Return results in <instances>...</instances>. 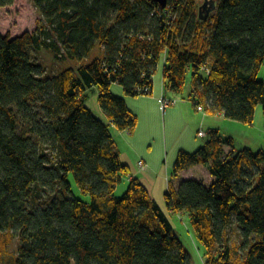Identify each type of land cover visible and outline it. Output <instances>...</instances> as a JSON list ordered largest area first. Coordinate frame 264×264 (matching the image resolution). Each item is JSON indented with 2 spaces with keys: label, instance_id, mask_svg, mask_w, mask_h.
I'll return each mask as SVG.
<instances>
[{
  "label": "trees",
  "instance_id": "trees-1",
  "mask_svg": "<svg viewBox=\"0 0 264 264\" xmlns=\"http://www.w3.org/2000/svg\"><path fill=\"white\" fill-rule=\"evenodd\" d=\"M214 1L200 16L198 0H33L36 30L0 33V264H192L139 179L116 195L131 168L111 129L133 134L139 118L112 85L152 96L163 64V96L189 82L195 108L253 124L264 113V0ZM42 50L75 66L48 72L33 55ZM92 88L108 123L86 105ZM205 137L179 152L173 176L204 166L211 183L170 181L167 210L189 215L205 264H264V152L235 151L219 129Z\"/></svg>",
  "mask_w": 264,
  "mask_h": 264
},
{
  "label": "rangeland",
  "instance_id": "rangeland-1",
  "mask_svg": "<svg viewBox=\"0 0 264 264\" xmlns=\"http://www.w3.org/2000/svg\"><path fill=\"white\" fill-rule=\"evenodd\" d=\"M222 1L220 0L219 4ZM198 2L203 6L205 0H198ZM42 21L43 17L34 5L33 0H15L13 5L0 10V33L3 35L9 34L12 38H15L25 32H34L38 23ZM102 54L103 48L98 46L95 56L100 57ZM33 55L44 64L48 72L52 73L61 71L67 64L74 65L71 63L64 64L55 60L52 54L46 50L34 52ZM258 79L264 80V64L258 73ZM153 80L154 92L152 96L128 97L120 84L115 83L112 85L113 94L124 98L128 107L138 116L139 125L133 136H130L128 132L119 134L114 128L111 131L121 151V160L123 163L129 162L131 170L139 168L138 163L141 160L149 164L152 171L151 176L155 181L153 184L147 185L152 198L158 202L167 214L176 234L180 237L187 250L200 263V253L204 248L197 240L190 225L189 215L170 214L167 210L165 203V193L169 186L167 178L171 181L176 179L173 176V166L181 150L193 153L203 146L206 137L199 135L201 129L204 132L208 131V129H219L224 140L232 139L235 151L251 149L255 153L264 152L263 108L262 106L257 107L254 122L251 125L227 120L225 117L209 115L206 111L199 112L193 103L188 101L190 91V83L188 82L184 95L171 94L168 96L170 99H179V102L164 113L159 102L160 96L163 94V64H160ZM86 95L87 107L98 119L107 122V118L99 104L98 89H89ZM185 110L189 111V114ZM130 143H133L137 150L129 147ZM147 169L149 168L147 167ZM191 173L196 179L204 181L207 185L211 183V178L206 168H199L195 172H187L183 174V178H186ZM175 181L178 180L176 179ZM71 182L76 196L89 200V196L82 195L78 190L73 178H71ZM128 185V180L124 177L122 183L116 189V195L122 196ZM17 244L18 242L15 240L8 247L5 252L6 258L17 252Z\"/></svg>",
  "mask_w": 264,
  "mask_h": 264
},
{
  "label": "crops",
  "instance_id": "crops-1",
  "mask_svg": "<svg viewBox=\"0 0 264 264\" xmlns=\"http://www.w3.org/2000/svg\"><path fill=\"white\" fill-rule=\"evenodd\" d=\"M164 94V93H163ZM163 94L160 96V97H162L163 96ZM171 94H168V96H170ZM172 95H174V94H172ZM159 99V98H158ZM159 102H160V99H159ZM185 112L186 113H188L189 114V111H186L185 110ZM216 117H224V115L222 114V113H217L216 115H215ZM108 123V122H107ZM193 124H194V121H193ZM114 130L117 132V133H119V134H125V132H120V131H118L117 129H115L114 128ZM202 130V129H201ZM209 130V129H208ZM137 131V130H136ZM136 131L133 133V134H130V136H133L135 133H136ZM111 133H112V131H111ZM112 135H113V133H112ZM131 138V137H130ZM115 139V138H114ZM131 140V139H130ZM116 141V140H115ZM117 143V142H116ZM117 146H118V144H117ZM129 147H131V148H134L135 150H137V148L136 147H134L133 146V143H130L129 144ZM118 151H119V154H120V157H121V151L119 150V146H118ZM133 151V150H132ZM122 159V158H121ZM141 161H143V160H141ZM123 162V161H122ZM140 162V161H139ZM144 162V164L149 168V169H147L146 168V170H143L141 167H140V165L138 166L139 168H137V169H133V170H131V175L129 176V177H127L126 179L128 180V183L130 182V180L131 179H133V178H136V179H139L146 187H147V185L148 184H153L155 181H154V179L152 178V171H151V169H150V167H149V164H146L145 163V161H143ZM125 164H127V165H129L130 166V163L129 162H124ZM139 164V163H138ZM131 168V167H130ZM199 168H206V167H204V166H196V167H193V168H190V169H188V170H186V171H183L182 173H180V175L176 178L178 181H175L174 180V183L175 184H179V183H181L182 181H184V180H187V179H196V177L194 176V175H192V173L191 174H189L188 176H190L189 178H187L188 176H186V178H183V174H185V173H189V172H195V171H197ZM207 169V168H206ZM207 172H208V174H209V171H208V169H207ZM210 175V174H209ZM211 178V177H210ZM212 180V179H211ZM167 181L168 182H170L171 180H169L168 178H167ZM173 181V180H172ZM147 189H148V187H147ZM170 213V212H169ZM171 214V213H170ZM182 214H184V213H182ZM180 215V214H179ZM180 238V237H179ZM182 241V240H181ZM183 243V242H182ZM184 244V243H183ZM185 246V245H184ZM187 249V248H186ZM199 250H200V248H198ZM189 253H190V251H188ZM201 252V251H200ZM191 254V253H190ZM204 254H205V251L203 250L201 253H200V263L199 262H197L195 259H194V257H193V255L191 254V257H192V264H205V258H204Z\"/></svg>",
  "mask_w": 264,
  "mask_h": 264
},
{
  "label": "built area",
  "instance_id": "built-area-1",
  "mask_svg": "<svg viewBox=\"0 0 264 264\" xmlns=\"http://www.w3.org/2000/svg\"><path fill=\"white\" fill-rule=\"evenodd\" d=\"M178 100L179 99H177V98L170 99L169 97L162 96L160 99L162 111L165 113L170 107L175 106L179 102ZM197 109L199 112H205V110L202 106L197 107ZM199 135L201 137H205L206 132H204L203 130H200ZM139 165L143 170H146L147 166L144 164L143 161H140Z\"/></svg>",
  "mask_w": 264,
  "mask_h": 264
},
{
  "label": "water",
  "instance_id": "water-1",
  "mask_svg": "<svg viewBox=\"0 0 264 264\" xmlns=\"http://www.w3.org/2000/svg\"><path fill=\"white\" fill-rule=\"evenodd\" d=\"M162 8H166L169 0H156ZM216 8V2L214 0H205L204 5L201 8L200 16L205 12L207 16Z\"/></svg>",
  "mask_w": 264,
  "mask_h": 264
},
{
  "label": "flooded vegetation",
  "instance_id": "flooded-vegetation-1",
  "mask_svg": "<svg viewBox=\"0 0 264 264\" xmlns=\"http://www.w3.org/2000/svg\"><path fill=\"white\" fill-rule=\"evenodd\" d=\"M205 3V2H204Z\"/></svg>",
  "mask_w": 264,
  "mask_h": 264
}]
</instances>
